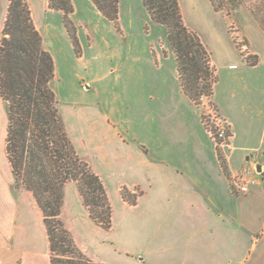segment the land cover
<instances>
[{"label": "rangeland", "instance_id": "rangeland-1", "mask_svg": "<svg viewBox=\"0 0 264 264\" xmlns=\"http://www.w3.org/2000/svg\"><path fill=\"white\" fill-rule=\"evenodd\" d=\"M72 3L70 32L63 22L64 13L53 10L57 14L48 15L42 37L55 60L52 87L80 157L89 165L98 162L94 145L82 143V131L92 127L81 120H108L124 144L162 152L168 163L195 166L209 160L206 155L214 150L218 163L222 166L225 162L224 171L233 189L234 176L242 175L244 169L228 171L230 145L235 167L247 163L249 155V160L256 162V148L264 152V0H179L186 25L200 36L216 69L213 96L197 103L181 88L166 28L151 20L142 0H120L117 24L104 17L91 0ZM72 37L78 39V54ZM217 120L233 123L234 142L216 136ZM226 126L232 135L231 126ZM127 147L121 145L119 150ZM80 152H86L87 158ZM138 160L130 165L137 166ZM116 162L126 168L129 161ZM109 181L106 179V188L115 205L119 180ZM135 192L131 199L140 191ZM39 212L43 230L41 209ZM88 216L81 213L73 227L92 258L71 233L77 246L95 262L128 264L114 254L111 233L92 225Z\"/></svg>", "mask_w": 264, "mask_h": 264}, {"label": "crops", "instance_id": "crops-1", "mask_svg": "<svg viewBox=\"0 0 264 264\" xmlns=\"http://www.w3.org/2000/svg\"><path fill=\"white\" fill-rule=\"evenodd\" d=\"M9 1L0 0V41ZM27 1L35 26L43 35L48 25V15L57 13L48 8V0ZM44 46L49 51L45 42ZM79 115L84 119L83 114ZM81 122L92 127L90 131H82L81 139L86 147L94 145L96 150L98 162L96 166H90L100 176L105 188L108 184L106 179L108 182L111 178L119 180L118 199L115 205L113 202L111 204L112 228L108 232L111 233L109 241L113 252L122 262L264 264L262 149H255L259 155L256 162L251 158L249 160V155L247 163L235 167L234 147L230 145L228 171L237 173L244 169L242 175L256 179L247 193L240 194L232 189L214 150L211 155H206L209 160L206 158V161L195 166L181 162L172 164L166 161L162 152L124 144V139L108 120ZM229 124L232 129L231 142H234L236 132L233 123L229 121ZM7 129V105L0 95V264H51L47 232L45 227L40 229V208L37 206L34 211L36 202L32 193L15 185L6 151ZM121 145L128 147L119 150ZM85 153L81 154L86 159ZM137 157L138 165H130ZM124 158L129 161L126 168L116 162ZM258 166L261 167L260 171ZM245 170H249V173L246 174ZM258 176L260 179H257ZM126 177L130 180H121ZM124 188L133 195H136L137 189L140 191L135 205L122 197ZM81 213L88 216L76 184L69 183L65 188L62 217L80 248L92 258L82 247L73 227V220H77ZM89 220L92 225L101 228Z\"/></svg>", "mask_w": 264, "mask_h": 264}, {"label": "trees", "instance_id": "trees-1", "mask_svg": "<svg viewBox=\"0 0 264 264\" xmlns=\"http://www.w3.org/2000/svg\"><path fill=\"white\" fill-rule=\"evenodd\" d=\"M110 22L119 21L120 0H91ZM151 20L166 28L175 55L180 85L195 103L213 96L217 82L212 55L183 18L179 0H142ZM49 9L64 13L70 32L72 0H49ZM78 54V39L72 37ZM55 60L37 30L27 0H10L0 41V95L7 105L6 151L17 188L31 192L42 211L51 264H104L91 260L75 243L62 220L65 188L76 183L89 218L109 231L112 205L107 189L78 154L52 87ZM226 171L225 162H222ZM131 205L136 198L124 188Z\"/></svg>", "mask_w": 264, "mask_h": 264}, {"label": "built area", "instance_id": "built-area-1", "mask_svg": "<svg viewBox=\"0 0 264 264\" xmlns=\"http://www.w3.org/2000/svg\"><path fill=\"white\" fill-rule=\"evenodd\" d=\"M226 125H230L226 120H217V122H215L216 136L223 142L232 139V135L229 136L228 134ZM234 180L235 181L232 184L233 190L240 194L247 193L250 185L256 182V179L246 177L245 175H235Z\"/></svg>", "mask_w": 264, "mask_h": 264}, {"label": "water", "instance_id": "water-1", "mask_svg": "<svg viewBox=\"0 0 264 264\" xmlns=\"http://www.w3.org/2000/svg\"><path fill=\"white\" fill-rule=\"evenodd\" d=\"M260 169H261V167H260V166H258V171H260Z\"/></svg>", "mask_w": 264, "mask_h": 264}]
</instances>
